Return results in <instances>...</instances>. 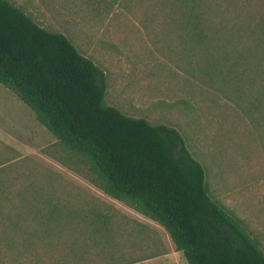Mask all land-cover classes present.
I'll use <instances>...</instances> for the list:
<instances>
[{
  "label": "trees",
  "instance_id": "trees-1",
  "mask_svg": "<svg viewBox=\"0 0 264 264\" xmlns=\"http://www.w3.org/2000/svg\"><path fill=\"white\" fill-rule=\"evenodd\" d=\"M158 9L181 46L199 55L204 75L220 84L245 80L230 74L233 45L236 68L256 51L264 58V0H163ZM0 83L99 190L164 226L188 264H264L259 239L211 196L179 130L107 104L100 67L11 0H0ZM11 159L0 158V264H9L7 252L10 264H86L90 251L102 255L91 264L133 260L109 249L115 231L101 228L112 223L102 207L69 205L52 182L17 184Z\"/></svg>",
  "mask_w": 264,
  "mask_h": 264
},
{
  "label": "rangeland",
  "instance_id": "rangeland-1",
  "mask_svg": "<svg viewBox=\"0 0 264 264\" xmlns=\"http://www.w3.org/2000/svg\"><path fill=\"white\" fill-rule=\"evenodd\" d=\"M11 1L43 27L68 36L100 67L107 104L178 129L205 169L211 196L239 217L264 248V58H259L260 51L257 56L246 55L243 66L236 68L233 45L228 54L230 74L238 72L245 80L220 84L204 75L201 62L197 63L199 55L183 48L165 25L158 9L163 0ZM252 58L257 64L248 62ZM1 157L13 159L8 171L21 177L19 185L30 180L52 182L69 205L102 207L112 223L101 228L115 231L108 242L115 255L135 259L166 250L174 264H188L164 226L99 190L86 168L57 146V138L33 109L0 83ZM84 256V262L91 264L102 255L90 251ZM6 261L10 264L9 252Z\"/></svg>",
  "mask_w": 264,
  "mask_h": 264
},
{
  "label": "crops",
  "instance_id": "crops-1",
  "mask_svg": "<svg viewBox=\"0 0 264 264\" xmlns=\"http://www.w3.org/2000/svg\"><path fill=\"white\" fill-rule=\"evenodd\" d=\"M174 264L171 254L166 250L152 256H144L133 258L132 261H127L124 264Z\"/></svg>",
  "mask_w": 264,
  "mask_h": 264
}]
</instances>
